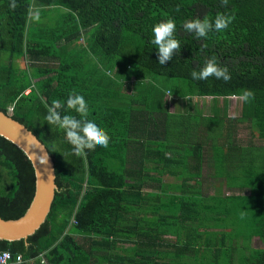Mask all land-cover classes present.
Returning <instances> with one entry per match:
<instances>
[{
  "label": "trees",
  "instance_id": "16d2710c",
  "mask_svg": "<svg viewBox=\"0 0 264 264\" xmlns=\"http://www.w3.org/2000/svg\"><path fill=\"white\" fill-rule=\"evenodd\" d=\"M10 2L0 0V111L46 146L57 188L40 227L0 239V251L20 254V264H264V0H16L15 10ZM217 13L235 19L206 39L182 28ZM167 18L181 48L160 65L149 40ZM212 55L230 81L191 77ZM244 89L254 96L232 118L219 100ZM73 90L110 136L107 148L79 157L44 121L53 99L65 103L61 115L79 118L66 106ZM191 97H210V114L168 112ZM239 121L261 142H236ZM203 175L215 192L203 190ZM34 184L28 157L0 135V216H21ZM253 237L263 246H250Z\"/></svg>",
  "mask_w": 264,
  "mask_h": 264
},
{
  "label": "clouds",
  "instance_id": "9594fccd",
  "mask_svg": "<svg viewBox=\"0 0 264 264\" xmlns=\"http://www.w3.org/2000/svg\"><path fill=\"white\" fill-rule=\"evenodd\" d=\"M228 3L229 0H221L222 6H227ZM17 6L16 0H11L10 9L15 10ZM234 19V15L217 13L214 20L207 16L187 19L183 22L182 28L185 32L194 34L195 39L201 40L208 38L211 32L219 33L228 29ZM176 27V21L173 18H167L156 23L152 28L153 38L149 40V43L158 49L160 65H165L166 62L172 60L174 53L178 54L180 51L181 44L176 38ZM191 77L194 80H207L209 77H215L218 80L222 79L224 82H228L231 79V74L227 66H221L217 57L212 55L205 59L202 67L198 70L194 68L191 71ZM167 92L166 95L169 94L167 99L171 101L170 93ZM253 96L251 90L244 89L241 91L240 99L248 102ZM66 106L67 109L74 110L79 118L71 114L61 115L59 110L65 107V103L59 99H53L51 105L46 106L47 114L44 121L50 126H56L64 131L67 143L72 146L70 154L79 157L86 155L87 151H94L97 146L107 148L110 136L94 120L88 118L90 109L85 97L73 90L67 97Z\"/></svg>",
  "mask_w": 264,
  "mask_h": 264
},
{
  "label": "water",
  "instance_id": "95a60500",
  "mask_svg": "<svg viewBox=\"0 0 264 264\" xmlns=\"http://www.w3.org/2000/svg\"><path fill=\"white\" fill-rule=\"evenodd\" d=\"M0 135L25 153L35 176L33 197L25 212L14 219L0 216V239H26L40 227L50 211L57 188L54 162L46 146L32 131L3 111H0Z\"/></svg>",
  "mask_w": 264,
  "mask_h": 264
},
{
  "label": "rangeland",
  "instance_id": "374dc122",
  "mask_svg": "<svg viewBox=\"0 0 264 264\" xmlns=\"http://www.w3.org/2000/svg\"><path fill=\"white\" fill-rule=\"evenodd\" d=\"M82 40V39H81ZM83 41V40H82ZM19 64H23L22 61L19 62ZM164 86H168L170 89L172 87L175 86V81H173V79L168 78V80H166L163 83ZM28 92V90L26 91ZM169 97V94L166 95V98ZM198 104V106L200 107V105H202L201 109L207 113L206 109L212 105L213 100L210 97H205V98H198V97H191L190 99L184 101V104L188 105V103H195ZM220 105H223L224 103L227 104L226 107V112L227 115H229L230 117L234 118L237 117L239 118V110H240V98L236 97V96H231L229 97L227 100H224L223 98H220ZM210 108V107H209ZM200 119V118H199ZM200 122V120H199ZM202 129H204V126L201 125ZM235 135H234V139L236 140V142L239 140L241 143H247L249 142V140L253 143H260L261 140L258 139V136L255 132V130L250 127L249 123L246 121H239V123H237V126L235 127V131H234ZM207 170V167L204 166L203 168V172L205 173ZM202 187L203 190L206 193H213L215 185H217V181H214L212 183V181L208 180V176H204L202 177ZM173 178H170L169 175L166 177V180H172ZM221 190L225 193H238V191L234 190L232 192L228 191L223 183H221ZM242 193V192H240ZM250 246L252 247H262L263 246V242L261 240H259L257 237H253L252 240L250 241Z\"/></svg>",
  "mask_w": 264,
  "mask_h": 264
},
{
  "label": "crops",
  "instance_id": "0c3cea01",
  "mask_svg": "<svg viewBox=\"0 0 264 264\" xmlns=\"http://www.w3.org/2000/svg\"><path fill=\"white\" fill-rule=\"evenodd\" d=\"M198 98H205V97H198ZM186 101V100H184ZM196 103V101H195ZM202 105H200V107L198 106V104H194L192 103V105L188 104H183L179 101H175V103L173 104V101H172V104L168 106V112H171L174 116L178 117V118H186V119H191V117H187V111L188 112H192V113H195V115L197 116L198 113H201L203 116L205 115H208L210 114V112L212 111V105L209 106L206 111L204 112L202 109H201ZM186 112V113H185ZM196 119H199L198 116L195 117Z\"/></svg>",
  "mask_w": 264,
  "mask_h": 264
},
{
  "label": "built area",
  "instance_id": "2783aa9c",
  "mask_svg": "<svg viewBox=\"0 0 264 264\" xmlns=\"http://www.w3.org/2000/svg\"><path fill=\"white\" fill-rule=\"evenodd\" d=\"M22 261L23 258L20 254L14 256V254L8 250L0 251V264H20Z\"/></svg>",
  "mask_w": 264,
  "mask_h": 264
}]
</instances>
